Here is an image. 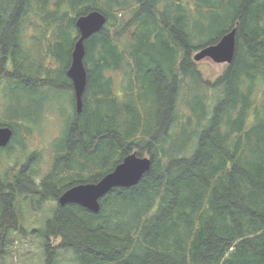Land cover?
<instances>
[{
	"label": "trees",
	"instance_id": "trees-1",
	"mask_svg": "<svg viewBox=\"0 0 264 264\" xmlns=\"http://www.w3.org/2000/svg\"><path fill=\"white\" fill-rule=\"evenodd\" d=\"M92 11L106 23L84 42L77 113L66 71L75 21ZM232 29L231 63L204 79L193 52ZM9 88L69 91L44 175L40 148L2 165L37 112L6 105ZM0 126L13 132L0 148V254L28 210L135 153L149 170L98 213L51 208L38 228L44 264L59 250L76 264H264V0H0Z\"/></svg>",
	"mask_w": 264,
	"mask_h": 264
},
{
	"label": "rangeland",
	"instance_id": "rangeland-1",
	"mask_svg": "<svg viewBox=\"0 0 264 264\" xmlns=\"http://www.w3.org/2000/svg\"><path fill=\"white\" fill-rule=\"evenodd\" d=\"M195 53L193 52L192 56ZM225 68L226 64L215 63L210 59L196 62V69L206 80L213 81L222 74ZM4 93L6 105H12L20 110L26 104L32 103V107L36 106L37 112L35 118L25 123V125H29L31 134H22L25 140H21L20 137L14 139L10 154L2 162V165L18 159L21 160L20 153H31L36 148H40L43 151L40 156V175L46 174L50 168L48 149L52 151L51 142L53 143V140L59 135L65 119L70 113L69 91L50 90L49 92V90L42 89L38 95L39 98L34 95V99H26L27 96L20 89L11 90L9 88L5 89ZM1 110H3L2 107ZM10 142L12 141L10 140ZM35 160L37 159L35 158ZM4 171V166H1L0 173L3 174ZM55 204H57V201L46 200L37 206L38 209L32 208L25 213L24 222L20 223L24 227L23 232L9 231L7 236L9 242L6 243L3 247V253L0 254V264H44L43 240L38 236V228L43 225L44 219L50 215L51 208ZM55 243L57 242L52 240V244ZM57 260L58 264H76L72 251L59 250Z\"/></svg>",
	"mask_w": 264,
	"mask_h": 264
},
{
	"label": "water",
	"instance_id": "water-1",
	"mask_svg": "<svg viewBox=\"0 0 264 264\" xmlns=\"http://www.w3.org/2000/svg\"><path fill=\"white\" fill-rule=\"evenodd\" d=\"M105 23V17L96 11L79 16L75 21L78 36L74 43L66 76L72 86L77 113L81 111L82 95L86 84V72L83 66L84 42L98 33ZM235 32L236 30L232 29L223 35L217 44L200 49L192 56V60L196 63L203 59H210L215 63L229 65L235 51ZM12 136L13 132L9 127L0 126V148H5ZM149 168V157H139L131 153L98 182L78 184L64 191L57 199V204L59 206L77 205L96 214L99 212L100 199L114 188L127 189L135 186Z\"/></svg>",
	"mask_w": 264,
	"mask_h": 264
}]
</instances>
